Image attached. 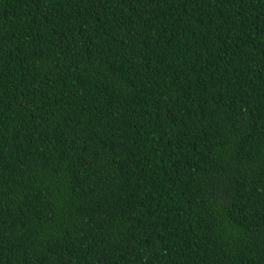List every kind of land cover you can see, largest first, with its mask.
<instances>
[{"label":"trees","instance_id":"obj_1","mask_svg":"<svg viewBox=\"0 0 264 264\" xmlns=\"http://www.w3.org/2000/svg\"><path fill=\"white\" fill-rule=\"evenodd\" d=\"M0 264H264V0H0Z\"/></svg>","mask_w":264,"mask_h":264}]
</instances>
